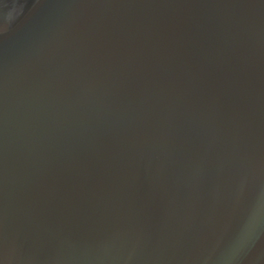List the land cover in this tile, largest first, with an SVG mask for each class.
<instances>
[{"label":"water","instance_id":"95a60500","mask_svg":"<svg viewBox=\"0 0 264 264\" xmlns=\"http://www.w3.org/2000/svg\"><path fill=\"white\" fill-rule=\"evenodd\" d=\"M0 264H264V0H0Z\"/></svg>","mask_w":264,"mask_h":264}]
</instances>
